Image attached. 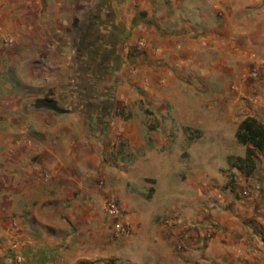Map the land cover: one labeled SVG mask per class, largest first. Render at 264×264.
Wrapping results in <instances>:
<instances>
[{
  "label": "crops",
  "instance_id": "0c3cea01",
  "mask_svg": "<svg viewBox=\"0 0 264 264\" xmlns=\"http://www.w3.org/2000/svg\"><path fill=\"white\" fill-rule=\"evenodd\" d=\"M77 7L101 25L88 70L95 55L114 64L105 99L149 115L95 110L103 97L30 109L45 98L24 90L65 58L51 24ZM247 117L264 123V0H0V264H264V155L250 177H219L199 154ZM106 198L127 229L116 239Z\"/></svg>",
  "mask_w": 264,
  "mask_h": 264
},
{
  "label": "rangeland",
  "instance_id": "374dc122",
  "mask_svg": "<svg viewBox=\"0 0 264 264\" xmlns=\"http://www.w3.org/2000/svg\"><path fill=\"white\" fill-rule=\"evenodd\" d=\"M46 9L47 7H45ZM65 9L68 11L67 7H61L59 11H64ZM87 10L86 7H77V12L74 14L65 12L63 14L65 16L61 14L58 23H50L51 25L54 24L59 31L56 34L55 40L58 43L57 48H59L62 54H65V61L61 60L60 62L61 56L59 54L52 55L53 63L50 67V72L55 77V80L51 82L45 81V87L29 88L27 92L24 90L23 93L28 95L31 100L38 96L53 100L63 110L70 108L74 110L80 109L79 107L85 109L87 105L85 101H89L90 97H95L98 100H101V97H103V102L97 103V106L94 108L95 110L106 112L115 110L121 117H125V115L129 117L134 111H141L146 116L149 115V108L140 102H131L129 95L123 101H116L114 105L107 102L109 96L114 97L113 86L110 85L109 87V82L113 76L112 67L114 64H102V59L108 58L107 56L95 55L94 58L98 61H94V70L92 72L88 70L85 61L86 51L90 49L94 52L101 50L103 42L101 25L93 24L89 18L92 13ZM76 52L79 54L75 55ZM70 59L73 60L72 62L76 61L78 63L76 64L77 66ZM111 61L115 62V56L114 59L112 57ZM249 77L253 80L258 79L257 72L249 71ZM91 78H93V85L90 84ZM33 104L34 101H31L29 104L30 109H33ZM145 120L148 121L149 119L146 118ZM200 144L202 146L199 152V154L201 153L200 162L203 164L205 171L211 175H219V177L222 175L220 170L228 166V157L225 158V155L229 154L234 155L232 157H236L235 154L242 153V150H244L236 142L235 133L231 130H222L218 133L209 132L203 136ZM168 165L164 164L162 167L174 168L175 173L176 171H183V168L173 167L170 163ZM229 172V170L227 172L224 171L223 174L227 178V184H233L234 175Z\"/></svg>",
  "mask_w": 264,
  "mask_h": 264
},
{
  "label": "trees",
  "instance_id": "16d2710c",
  "mask_svg": "<svg viewBox=\"0 0 264 264\" xmlns=\"http://www.w3.org/2000/svg\"><path fill=\"white\" fill-rule=\"evenodd\" d=\"M235 139L238 145L244 148V156L228 157V168L250 177L256 170L259 156L264 154V123L253 117L245 118L237 126Z\"/></svg>",
  "mask_w": 264,
  "mask_h": 264
},
{
  "label": "built area",
  "instance_id": "2783aa9c",
  "mask_svg": "<svg viewBox=\"0 0 264 264\" xmlns=\"http://www.w3.org/2000/svg\"><path fill=\"white\" fill-rule=\"evenodd\" d=\"M7 44H10V41H6ZM144 47L142 42H139L136 46L137 50H142ZM44 178L46 180L49 179L48 175H45ZM104 211L106 216L111 220L112 223V238L116 239L119 238L121 235H124L127 233L126 227L123 225V223L120 221V211L118 210L115 202L112 199H107L104 202ZM172 225H174V222H172ZM179 249L180 246H178Z\"/></svg>",
  "mask_w": 264,
  "mask_h": 264
},
{
  "label": "water",
  "instance_id": "95a60500",
  "mask_svg": "<svg viewBox=\"0 0 264 264\" xmlns=\"http://www.w3.org/2000/svg\"><path fill=\"white\" fill-rule=\"evenodd\" d=\"M33 107L35 109H45L51 112H54L56 114H64L66 111L63 109L59 108L57 103L53 100H48V99H38L34 102Z\"/></svg>",
  "mask_w": 264,
  "mask_h": 264
}]
</instances>
